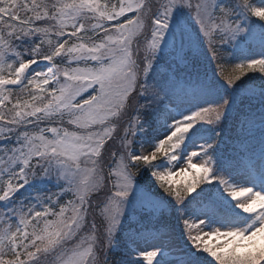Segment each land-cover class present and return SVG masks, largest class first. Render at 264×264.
<instances>
[{
	"label": "rangeland",
	"instance_id": "rangeland-1",
	"mask_svg": "<svg viewBox=\"0 0 264 264\" xmlns=\"http://www.w3.org/2000/svg\"><path fill=\"white\" fill-rule=\"evenodd\" d=\"M162 1L164 6L152 18L147 46L144 56H141L142 61L138 62L137 44H123L117 53L112 52L108 59L98 58V61H95L97 57L87 53L99 50L98 45H88L86 51V47L79 44L76 49L71 50L74 56L65 73L61 74L62 77L58 72L60 84L54 86V92L41 98V102H31L36 106L43 102L44 108L58 111L61 114L58 118H63L64 126L48 129L47 133L44 129L40 130L38 145L42 155L51 153L58 156L60 163L56 164L59 168H55V172L59 176H62L61 173L67 166L73 165L70 186L76 196L93 194L94 191L109 185L108 174L105 167L101 166L105 164L99 163L96 154L100 152L101 141L110 136L112 127H115L117 133L122 132L121 137L124 138L125 130L130 124L133 126V132L129 137L131 141L135 138L137 142V147L127 153L133 164L136 160L154 161L161 154L154 168L148 171L145 182L139 176L140 181L146 184L149 182L147 193L151 194L157 190L170 193L171 189H175L174 192L177 193L181 190L193 193L199 186L206 187L216 182L215 170L212 168L220 150L214 144L215 134L212 127L220 120L234 119V102L242 96L239 91L254 83L232 84L228 82L229 77L224 76L225 82L213 84L204 70L194 75L189 74V71L181 73L178 77L174 75L180 55V36L184 34L186 41L191 42V52L194 55L196 50L203 57L205 53L197 25L193 21L198 15L197 6L191 16L184 9L191 0H184L186 7L179 0ZM223 1L219 0L220 4ZM251 7L254 15L264 19V0L255 2ZM233 31L238 35L232 45L233 50L243 48L246 40H252L247 30L248 33L238 27ZM129 53L133 55L132 59ZM15 55V50L9 47L0 49V107L9 100H17L20 91H24L27 85L34 91L46 89L52 81V73L56 71L49 62L36 58L27 59V63L23 65L24 70L21 71L20 67L23 66L17 65ZM258 59L260 55L250 56L247 61L253 64ZM61 70L64 69H60V72ZM13 77L20 84H17ZM10 84L22 88L16 90L17 94H11L10 98L14 96V99L5 97V87ZM230 84L235 88L231 89ZM96 86L100 87L98 91L94 89ZM136 88L140 89L137 94L134 92ZM29 94L25 92L22 97H29ZM129 95L137 98L136 114H133V111L130 115L131 110L127 109L132 106V103H129ZM49 97L54 101L53 104L48 101ZM143 110L148 111L146 114L152 120L143 118ZM236 115L237 145L241 139L246 142L261 135L264 113ZM118 126L121 129L117 130ZM32 134L31 139L35 140L36 134ZM17 138L16 135H10L3 143L14 144ZM25 140L26 142L11 145L14 148L11 153L9 147L0 148V199H3L9 188H14L21 178L18 174L22 170L19 162L31 158V149L23 147L29 141L28 138ZM32 153V164L36 167V151ZM63 157L67 159L66 163ZM123 158L116 161L113 169L116 174L115 185L113 184L115 190L110 191L112 195L109 198H112L107 201L105 199L100 211L109 224L102 220L103 222L97 225L100 220L94 214L92 217L96 219L97 227H92L89 237L84 234L82 239H72L75 231L70 232V224H75L79 213L77 207L62 203L61 207L67 210V214L61 216V220L53 225L56 227L54 230L53 226H50V219H43L42 212L57 206L56 199L49 201L50 198L44 197L46 200L42 204L36 202L30 209L19 207L16 212L6 210L5 206L0 207V261L7 255L9 248L21 246L25 242V239L21 238L25 228L32 232L36 227L40 230L45 226L48 231L44 236H49L48 242L42 246L44 248H39L41 250L34 247L33 258L43 261L66 246L61 255H55L62 258L58 264H97V256L102 252L95 247L99 238L97 234L105 236L107 232L109 235L115 230L121 212H124L130 203L126 198L128 193L146 192L139 188V184L130 176ZM85 163L93 165L88 168ZM75 164L79 167L76 168ZM213 190L214 201L194 210L193 215L185 222V227L169 228L158 233L129 230L122 235V240L113 241V247L122 250L124 254L121 263L166 264L178 261L183 264L184 257L191 254L213 260L231 252L245 255L264 248V153L253 155L240 170L230 172L226 180L217 182ZM104 194L106 193L102 192L100 196ZM125 201L127 203L121 204ZM78 202V205L83 207L86 201L82 199ZM129 210L130 208L127 209ZM11 217H16L22 226ZM132 219L135 220L136 216L133 215ZM42 221L43 226L37 224ZM51 246L52 249L49 248ZM100 247L105 249L102 244ZM16 253L21 254V249L18 248ZM17 263L24 264L21 258H17Z\"/></svg>",
	"mask_w": 264,
	"mask_h": 264
},
{
	"label": "trees",
	"instance_id": "trees-1",
	"mask_svg": "<svg viewBox=\"0 0 264 264\" xmlns=\"http://www.w3.org/2000/svg\"><path fill=\"white\" fill-rule=\"evenodd\" d=\"M179 1H182L185 7L187 6L184 0ZM199 1L200 0H191L187 8L184 9H189L190 6ZM255 1L258 0H236L233 3V8L236 6L241 8L242 17L248 21L250 26H253L255 22V18L251 11V5L255 3ZM103 2L102 0H0V48L3 47L2 44H4L11 49L18 50L20 55L23 54L26 56L32 53L35 48L40 47V49H42L43 58H49L53 61L54 65L56 64L58 68H63L64 70L69 66V62L74 56L71 50L76 49V46L79 44L86 47L84 48L86 51L88 45L91 47L98 45L99 50L87 52L97 58L108 57L112 52L117 53L120 45L117 46L115 39L126 35L125 33L127 32V27L123 28L120 26L123 23L122 21H117L114 25H107L103 32L95 36L99 30L96 27L102 22V19L106 18L108 15L107 12L103 13ZM161 3L162 0L148 1L147 5L141 10L142 15L148 18L151 13L159 9ZM86 14L93 17L90 23L87 24L86 29L82 33H77L75 26L76 21L80 17H85ZM198 15L199 22L197 31L201 36L203 49H205L208 54L210 68L219 69L224 76L229 77L231 83H254L255 87L251 90L260 94L261 99L264 98L263 72L259 71V68L256 67H239L237 65L238 61L232 59L236 53H241V55H243L245 51H234L231 49V46L235 43V39L237 38V34L233 35L232 30L236 23L228 19L227 9L223 8L212 14L211 10L209 11L207 7V9H202ZM144 34L145 28L142 23L136 21L129 41L138 40ZM250 36L254 39L253 32L250 33ZM256 41H254V43L251 41L247 44L251 52L256 53L257 50L260 51L258 44H263L264 46V35H259ZM59 46L64 49L62 54L64 57L53 60L52 56ZM183 53V63L186 64L185 67L192 66L194 64L192 63L194 57H192L189 45L184 49ZM64 70H61V74H63ZM5 92L7 93V95H5L7 99H14V96L10 98L11 94H17V91L11 85L5 87ZM25 92L30 93L29 97H25L26 95L24 96L25 98L22 97ZM43 94L44 93H39L37 95L33 91L30 92L29 89H24L17 100H9L7 102V107L4 108V110H0V142L10 135H16L19 140L22 138L24 140L29 132L36 134L37 128L43 125L41 122L57 117V114L53 112L47 114L42 112L45 105H43V102L39 103L37 106L34 102L31 103L33 100L36 101V99H41V95ZM242 100L247 101V103L249 101L250 104L252 101L250 96L246 99L242 98ZM249 103L247 104V108L249 107ZM148 117L149 115L146 114V118ZM34 143L36 144L37 142L35 141ZM0 145H2V143ZM52 162H54V158L51 155H44L41 159L37 160L36 180H39V178L44 180L47 177L48 166ZM19 199L23 198L20 196ZM193 204L194 202L189 200L188 203L182 205L177 211V214L174 215V218L182 219V217L188 213V210L193 207ZM95 212L99 213L100 208L99 211L97 210ZM85 217L86 219L90 218L89 214H86ZM49 219H51V227L57 223V221H60V218L53 214ZM85 226H88V224L86 223ZM39 231L41 230H38V227H36V230L32 231L27 241L19 247V249H21V254L18 255L9 251L8 258L10 259V264H12L13 261H17V258H21L24 264H34V262L37 264H56L59 262L61 258L55 256L62 254V251L59 249L56 251V254L53 253L49 255V257L45 258L43 261L33 258L32 252L34 247L38 249L44 248L42 246L48 242L49 238V236H44L45 234L43 232L39 233ZM103 237L108 246L106 250L107 255L111 258V264H116L117 261L120 260L121 255L120 252H111L109 248L110 241L113 237L107 236L106 234ZM77 238H81V236L79 235ZM49 248L52 249L53 247L51 246ZM223 260L225 262L221 263ZM221 262L220 264H236L231 258H223Z\"/></svg>",
	"mask_w": 264,
	"mask_h": 264
}]
</instances>
